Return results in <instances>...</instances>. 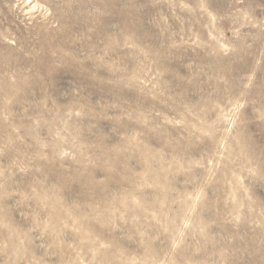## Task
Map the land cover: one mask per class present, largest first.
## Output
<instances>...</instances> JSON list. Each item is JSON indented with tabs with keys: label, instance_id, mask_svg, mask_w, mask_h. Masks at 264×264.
Here are the masks:
<instances>
[{
	"label": "rangeland",
	"instance_id": "obj_1",
	"mask_svg": "<svg viewBox=\"0 0 264 264\" xmlns=\"http://www.w3.org/2000/svg\"><path fill=\"white\" fill-rule=\"evenodd\" d=\"M0 264H264V0H0Z\"/></svg>",
	"mask_w": 264,
	"mask_h": 264
}]
</instances>
